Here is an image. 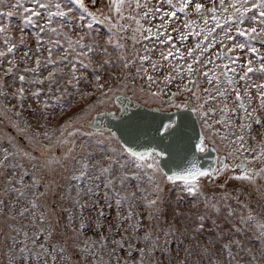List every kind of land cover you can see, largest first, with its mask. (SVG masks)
<instances>
[{
	"label": "snow or ice",
	"instance_id": "1",
	"mask_svg": "<svg viewBox=\"0 0 264 264\" xmlns=\"http://www.w3.org/2000/svg\"><path fill=\"white\" fill-rule=\"evenodd\" d=\"M89 3L95 6L98 0H0V124L20 118L28 96L38 103L42 95L55 97V103L43 101L45 119L49 107H70L69 87L80 96L99 93L97 103H104L117 90L115 80L125 90L131 84L133 94L138 91L153 106L134 111L117 96L119 124L108 136L67 131V126L49 131L39 117L36 125L24 120V128L19 120L12 123L17 137L9 136L7 147L0 138V264H163L157 252L169 264H264V220L251 209L237 218L227 201L240 203L239 193L204 192L205 181L224 189L227 179L215 182L230 168L239 172L228 179L255 190L257 180L264 181V81L254 82L264 77V52L254 46L264 47V0H107V14L91 11ZM100 24L108 28L103 42L93 36ZM28 29L35 52L27 47ZM77 32L83 34L72 39ZM190 38L195 42L188 47ZM238 51L251 57L239 63ZM49 66L41 77V69ZM82 82L92 92H82ZM26 84L40 87L30 90ZM11 99L17 105L9 107ZM56 132L63 138L53 142ZM78 134L88 139L79 145L69 139ZM53 148L65 151L53 155ZM220 148L225 155L217 156L214 168H204L195 155ZM230 158L240 162L230 166ZM169 165L177 170L166 171ZM58 167L69 172L67 187L56 178ZM162 182L179 189L177 205L185 196L194 201L172 211L164 247L134 211L143 201L146 219L160 218V205L166 203ZM18 218H28L26 227L35 231L12 223ZM250 230L256 235L248 236ZM169 238L177 244L175 257ZM254 240L259 247L249 246Z\"/></svg>",
	"mask_w": 264,
	"mask_h": 264
},
{
	"label": "rangeland",
	"instance_id": "2",
	"mask_svg": "<svg viewBox=\"0 0 264 264\" xmlns=\"http://www.w3.org/2000/svg\"><path fill=\"white\" fill-rule=\"evenodd\" d=\"M201 2H203V0H201ZM89 6V5H88ZM90 10L93 12H97L98 10H105L103 7H101L100 9H95L91 6H89ZM105 13V11H104ZM107 14V12L105 13ZM192 19H196L195 16L191 17ZM12 23L16 24L18 23V18H13L12 19ZM127 23V22H126ZM94 29L95 31L93 32V36L96 37V39L100 42H103L108 35V28L107 25H94ZM29 32V42L27 47H30L33 49V52H35V41L32 37V29H28L26 30ZM219 31V30H217ZM17 39L19 38L20 33L17 30H14L12 33ZM82 32H77L75 34H72V39H76L78 35H82ZM130 35V34H129ZM233 35H235V33H233ZM219 38V37H218ZM240 41H243L244 38L240 37L238 38ZM88 43H91V41H86ZM195 42V38H190L188 41L185 42V44L188 47H191ZM127 43L130 45L131 41H127ZM145 43H151L150 41H145ZM225 43L230 45V42L225 41ZM254 46H256L257 48L260 49L261 52H264V47H261V45L259 44V42H254ZM163 47V46H161ZM23 48L21 49V54L23 52ZM111 51V49H109ZM43 51V50H42ZM213 53V56L215 55V49L210 50ZM45 56L47 55L46 52L43 53ZM118 55V53H113L112 58L115 59L116 56ZM235 55H238L240 57V60L238 61L239 63H243L246 61V59L251 57V54H248V56H245L244 53L241 52H237ZM57 59L59 57H56ZM35 59V56L33 57V60ZM217 63H220V61H217ZM7 65L5 64V67ZM30 66H34L30 65ZM20 67H23V65H20ZM209 67H212V65H209ZM51 66H49V68L41 69L40 75L41 77L46 76L48 71L50 70ZM29 76V78H31V73L27 74ZM89 79H91V74L90 72L87 74ZM68 77L67 75L64 77V80H66ZM8 82V84H11V78L10 77H6L5 78ZM105 79H107V77H105ZM261 81H264V77H260V79H255L254 78V82L255 83H260ZM64 81H62L63 83ZM119 81L115 80L113 81L112 86L114 88H117V90L115 91V93H109L108 97L105 98V102L104 103H97V97L100 95L99 93H94L91 96L88 95H84V96H80L77 95L74 90L69 87L68 91L72 92L73 95L72 97H70L69 99L72 101V104L70 107H65L63 110H61L59 107L57 108H52L49 107L47 109V113H48V117L47 119H45L42 115H40V110L43 108V101L45 99H48L49 103H55V97L49 98L47 96L42 95L40 97V102L38 103L37 100L35 98H32L31 96H28L27 100L24 102V108L22 111V116L20 118H14L15 122L16 120H19V127L20 128H24L25 125L23 123L24 120H27L29 124L32 125H36L37 124V118L39 117V123L42 125H46L47 129L49 131H52L55 128H60L62 126H67V131H71L74 129H79V132H84V133H94V134H99L100 132H103L104 136H108L109 135V131L106 130H101V129H92L88 126L85 127H80V121L90 117L94 112L96 111H101L103 109H106V106L109 105V103L112 101V97L116 94V93H124L127 95H130L132 97H136L139 100H141L142 102L145 103L146 97L142 94H140L138 91H136L135 94H133V90H132V86L131 84H129V88L127 90L123 89L122 87H117ZM15 87H20L19 82L16 83ZM25 87L27 89L30 90H35L36 88L40 87V85H36V84H26ZM44 87L46 88L47 85L45 84ZM80 89L82 92L84 93H88V92H92V89L87 85L84 84L83 82L79 85ZM9 92L11 93L13 91V88H9L8 89ZM252 94L253 96H255V90H252ZM56 95H59L58 93ZM6 103L8 104L9 107H12L13 105H17V101L15 99H11L9 101H6ZM151 104V103H149ZM257 105L254 103L253 107H256ZM14 110H19L18 106L16 109ZM32 110H36V114H33ZM260 115L264 116V112H261ZM13 122H9L8 120H4L3 124H0V138H2L3 140V144L5 147L8 146L9 144V140L8 137H17V132L18 129L14 128L12 126ZM237 123H239V121H237ZM260 126H254L255 129H259ZM39 131L43 132L44 129L40 128L38 129ZM31 130H29L30 132ZM66 135V133H65ZM21 141L26 142L25 138L23 136L18 137ZM55 138H63L61 137L59 132L55 133V137H54V141L55 142ZM97 136L94 135L93 139H96ZM71 139H75L77 144L79 145L81 142H83L84 140H87L88 137L86 136H79V134L74 137V138H69ZM261 139V137L259 135H257V142ZM45 144L48 143V141H44ZM254 142L249 140V144L252 145ZM70 146V145H68ZM66 146V147H68ZM111 146L112 147H117V144L115 141L111 142ZM65 151V149H60V148H53L52 149V154L53 155H61L63 154V152ZM81 150L79 147L76 148V153H80ZM220 153H224V149L220 148L219 150ZM247 155V154H246ZM231 163L236 162L237 160H239L238 158H230L228 159ZM72 163V161L68 162L67 166H70ZM251 166V165H249ZM256 167L258 168L259 165H256ZM40 173H37V175H39ZM238 173L232 172V171H227L224 175H226L224 178L219 177L216 180V184H222L224 183V181L227 179V184L225 185L224 189H221L219 187H214L212 184L208 183L207 181L204 182L205 187H204V192L206 195L208 196H212L213 194L219 196L220 194H222L224 191H227L229 193H231L232 196H237V194L239 193V201L240 203H237V201L235 199H229L227 201V203H229L233 208L236 209V216L237 218H239L241 215H245L247 214V211L249 209H251L261 220H264V208H262V205H264V200L261 199V194H264V181L262 180H257V184L260 185L259 190H255L254 187L252 185H248L245 182L242 181H238L235 179H228V177L236 175ZM69 175V172H65L63 170V168L58 167L57 168V174H56V178L57 180L62 184L63 187H67L69 184V181L67 179ZM49 178H51V176H49ZM29 179V178H26ZM159 179V177H158ZM75 183V182H72ZM162 186L164 188V192L166 194V203L160 205L161 208V212H160V218L159 219H152L151 221H149L148 219H146V217L148 216V212L149 209H146L144 207V203L143 201H141L138 206L134 209L135 212L140 213L138 219H140L142 221V224L144 226V230L147 231L149 229H151L152 231V235L154 238H158L159 243L161 245V247L165 246V235H164V231L168 228L169 223H171V213L174 209H176L177 207H179L180 209H187L190 205H192L194 203L193 199L191 197H187L185 196L183 199V202L180 203L179 205H177V199H178V192L179 189L174 188L173 185L169 184V183H163L162 182ZM145 188L149 187L148 185H144ZM41 191H43V189H41ZM75 193H73L74 195ZM154 196H150L149 199H154ZM242 205H247V208L243 207ZM62 214L59 212V210L57 209V216H61ZM12 223H14L17 227L24 229L25 231H28L30 234L32 232L35 231V229L31 228V227H26L27 225H29V219L28 218H18L15 221H12ZM5 231L7 232L8 229L5 228ZM144 231H141L139 233V235H143ZM248 236H254L256 235V233L254 231H249ZM13 235H15V233H13ZM22 238V237H21ZM54 240L59 239V237H54ZM171 240V242L167 245L168 248L171 249V255L173 257H175L176 255V251H177V244L175 239L169 238ZM185 244L188 243V241H184ZM255 245L256 247H259V241L258 240H254L251 241L249 243V246ZM143 244H138L137 247H142ZM235 251V249H234ZM156 256L160 257V259L163 261V264H169V261L167 259H164V255L161 254L160 252L155 253ZM184 253L182 250V247L180 249V258H183ZM138 258V253H134L133 254V259H137ZM22 264V262H21ZM172 264H176V261L173 260Z\"/></svg>",
	"mask_w": 264,
	"mask_h": 264
},
{
	"label": "water",
	"instance_id": "3",
	"mask_svg": "<svg viewBox=\"0 0 264 264\" xmlns=\"http://www.w3.org/2000/svg\"><path fill=\"white\" fill-rule=\"evenodd\" d=\"M119 96L121 100L123 101V105H126L129 108H132L134 111H147L148 108L152 107V104H145L141 100H139L136 97H132L130 95L124 94V93H116L112 97V101L109 103V105L106 106V109H103L101 111L94 112L90 117L85 118L80 121V124H86V126L92 128V129H101L109 131L115 130V126L119 124V120L115 117L120 115L122 103L121 100H117L116 97ZM110 114V115H109ZM193 123L195 124L196 132L199 133V124L196 123L195 118H193ZM167 143V141H166ZM197 156L199 163L204 168H214L217 166V152H207L204 154L195 153ZM225 155L224 153L220 154V156ZM240 160H237L233 164H238ZM186 165V161L184 162ZM166 171H176V167L173 165H169L168 168L165 169ZM230 171L238 173V169L230 168ZM225 176H222L224 178Z\"/></svg>",
	"mask_w": 264,
	"mask_h": 264
},
{
	"label": "flooded vegetation",
	"instance_id": "4",
	"mask_svg": "<svg viewBox=\"0 0 264 264\" xmlns=\"http://www.w3.org/2000/svg\"><path fill=\"white\" fill-rule=\"evenodd\" d=\"M86 2H88V0H86ZM89 6L95 8V9H100L101 7H103L105 10V13L108 12V9H107V0H98V3L93 6L91 3L88 4ZM128 23V21H125ZM220 152H217V156L219 155L220 156ZM230 166L233 165V163H231L229 160L226 161ZM223 176H226V175H223Z\"/></svg>",
	"mask_w": 264,
	"mask_h": 264
}]
</instances>
